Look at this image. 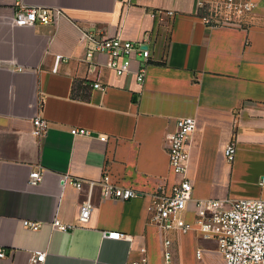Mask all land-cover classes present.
I'll return each instance as SVG.
<instances>
[{"label":"crops","instance_id":"obj_1","mask_svg":"<svg viewBox=\"0 0 264 264\" xmlns=\"http://www.w3.org/2000/svg\"><path fill=\"white\" fill-rule=\"evenodd\" d=\"M199 1L218 0H0V264H28L34 250L46 251L44 264H126L141 248L148 264H224L216 241L194 232L169 233L165 262L147 196L109 199L98 185L61 181L106 172L142 193L169 192L179 176L165 137L177 118L191 116L193 189L183 216L192 218L198 199L264 198V0H251L239 26L208 25ZM19 5L58 8L64 17L13 26ZM83 31L146 38L150 57H135L131 71L117 75L105 54L86 58ZM137 66H145L142 83ZM35 116L48 124L41 138L31 133ZM73 127L92 136L73 135ZM230 142L232 161L224 155ZM37 168L43 177L32 185ZM86 199L92 208L81 222ZM54 218L70 228H54ZM113 231L123 236L108 237Z\"/></svg>","mask_w":264,"mask_h":264},{"label":"built area","instance_id":"obj_2","mask_svg":"<svg viewBox=\"0 0 264 264\" xmlns=\"http://www.w3.org/2000/svg\"><path fill=\"white\" fill-rule=\"evenodd\" d=\"M254 6L251 0H218L204 3L198 2L202 9V20L210 26H239L242 19L250 13ZM64 13L54 7L19 5L10 18L13 26L55 25ZM82 39L86 47V58L93 54H105L108 57L107 66L117 75L131 71L132 61L135 57L147 60L150 49L146 38L127 40L118 36H102L92 31H83ZM59 56H56L53 70L57 68ZM145 66H137L134 71L136 81L143 82ZM95 86H99L97 83ZM48 127L47 122L40 116L32 119L31 133L41 138ZM197 127L194 117L184 116L177 118L174 129L166 134V150L171 171L179 176L171 190L167 192L158 187L151 193H142L131 187H124L115 183L106 172L98 180H71L63 176L61 181L68 180L77 189L86 183L90 188L98 185L104 198L130 200L137 196H147L149 202V222L163 235V257L165 262L170 259L168 247L171 243L169 233H197L204 239H212L217 243L224 264H264V198L257 199H198L194 201L191 219L185 218L183 213L191 200L192 183L186 175L189 165V142ZM73 135L82 134L92 136V133L83 128H71ZM100 141L106 139L105 135L98 136ZM235 154V143L230 142L224 148V155L232 161ZM43 177L40 169H34L29 175V183L38 184ZM260 183H264V176ZM92 204L89 199L79 206L78 218L86 222L89 218ZM25 227L37 230L39 222L24 220ZM52 226L61 231L68 230L67 225L54 218ZM122 233L113 231L108 237L118 239ZM142 256L128 261L126 264H148L145 248H141ZM196 258L201 257L200 249L195 252ZM5 253L0 249V257ZM46 251H31L28 264H44Z\"/></svg>","mask_w":264,"mask_h":264}]
</instances>
